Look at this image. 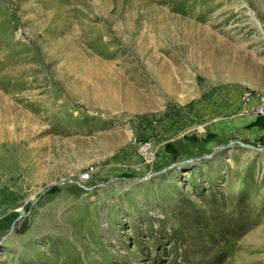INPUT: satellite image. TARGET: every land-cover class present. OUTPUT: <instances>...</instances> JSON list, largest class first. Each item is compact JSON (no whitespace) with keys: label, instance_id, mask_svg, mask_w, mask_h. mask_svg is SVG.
I'll return each instance as SVG.
<instances>
[{"label":"rangeland","instance_id":"374dc122","mask_svg":"<svg viewBox=\"0 0 264 264\" xmlns=\"http://www.w3.org/2000/svg\"><path fill=\"white\" fill-rule=\"evenodd\" d=\"M246 93L264 0H0V264H264Z\"/></svg>","mask_w":264,"mask_h":264},{"label":"built area","instance_id":"2783aa9c","mask_svg":"<svg viewBox=\"0 0 264 264\" xmlns=\"http://www.w3.org/2000/svg\"><path fill=\"white\" fill-rule=\"evenodd\" d=\"M256 98L255 103H251L253 98ZM245 101L250 102L252 105L251 108L253 109V112L256 113L259 116H264V93L257 94L254 96L251 93H246L244 95ZM147 150L150 149V146L147 145ZM91 179V173L89 171H84L80 174V181L83 183H86Z\"/></svg>","mask_w":264,"mask_h":264},{"label":"crops","instance_id":"0c3cea01","mask_svg":"<svg viewBox=\"0 0 264 264\" xmlns=\"http://www.w3.org/2000/svg\"><path fill=\"white\" fill-rule=\"evenodd\" d=\"M254 119H255L254 116H251V117L247 116V117L240 118V120L243 121L244 123L253 122Z\"/></svg>","mask_w":264,"mask_h":264},{"label":"bare ground","instance_id":"6f19581e","mask_svg":"<svg viewBox=\"0 0 264 264\" xmlns=\"http://www.w3.org/2000/svg\"><path fill=\"white\" fill-rule=\"evenodd\" d=\"M64 20V19H63ZM122 150H124V149H122ZM150 151V150H149Z\"/></svg>","mask_w":264,"mask_h":264}]
</instances>
